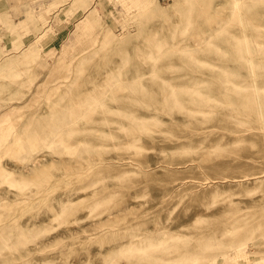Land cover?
Segmentation results:
<instances>
[{
  "label": "rangeland",
  "instance_id": "374dc122",
  "mask_svg": "<svg viewBox=\"0 0 264 264\" xmlns=\"http://www.w3.org/2000/svg\"><path fill=\"white\" fill-rule=\"evenodd\" d=\"M14 3L0 264H264V0Z\"/></svg>",
  "mask_w": 264,
  "mask_h": 264
},
{
  "label": "crops",
  "instance_id": "0c3cea01",
  "mask_svg": "<svg viewBox=\"0 0 264 264\" xmlns=\"http://www.w3.org/2000/svg\"><path fill=\"white\" fill-rule=\"evenodd\" d=\"M4 2L6 5L0 6V40H7L9 45H13L18 41L17 35L25 30L24 27L29 21L26 17L29 9L14 3V0Z\"/></svg>",
  "mask_w": 264,
  "mask_h": 264
},
{
  "label": "bare ground",
  "instance_id": "6f19581e",
  "mask_svg": "<svg viewBox=\"0 0 264 264\" xmlns=\"http://www.w3.org/2000/svg\"><path fill=\"white\" fill-rule=\"evenodd\" d=\"M238 4V3H237ZM236 8V7H235ZM236 10V9H235ZM239 11V10H238ZM236 12V11H235ZM236 14V13H235ZM236 16H238V15H236ZM246 34V33H245ZM247 35V34H246ZM248 44V43H247ZM254 72V71H253ZM255 82V81H254ZM255 84V83H254Z\"/></svg>",
  "mask_w": 264,
  "mask_h": 264
}]
</instances>
